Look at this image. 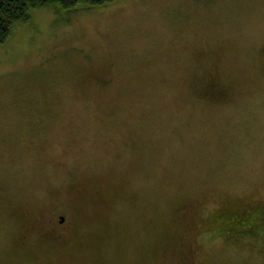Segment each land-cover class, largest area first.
<instances>
[{"label":"rangeland","instance_id":"374dc122","mask_svg":"<svg viewBox=\"0 0 264 264\" xmlns=\"http://www.w3.org/2000/svg\"><path fill=\"white\" fill-rule=\"evenodd\" d=\"M263 49L264 0L31 10L0 45V264H175L158 239L181 201L196 264H264L261 241L197 228L264 205Z\"/></svg>","mask_w":264,"mask_h":264},{"label":"trees","instance_id":"16d2710c","mask_svg":"<svg viewBox=\"0 0 264 264\" xmlns=\"http://www.w3.org/2000/svg\"><path fill=\"white\" fill-rule=\"evenodd\" d=\"M116 0H0V45L5 44L8 38L11 35L12 29L15 27V25H22L29 23L30 20V11L34 9H40V8H55V9H63V10H71L75 9L76 7L83 6V7H100L108 3H112ZM231 203L228 206H219L218 208H214V210L211 213L205 212L202 209L200 210V216L203 217L201 220V223L198 224V229L205 228L206 234H213L215 229L221 228L222 231H219V234H221V237H225L226 234L228 236H231L234 234V231L228 230L231 232V234L227 233L226 225L231 226V224L227 223V219L230 214L237 211L235 209V204ZM199 206L202 208V204L198 203ZM263 204H259L261 206ZM264 211V207L261 209ZM172 212V222L175 223L174 230H167L162 231L160 238L158 239V242H160L161 246H169L172 244H176L178 252H177V262L175 264H196V262L192 259L190 252L193 250L194 246V239L191 235V230L195 226H189L185 228L183 226V222L185 221V217L187 218L188 215L195 214L197 211V203H189L188 201H181L178 202L171 210ZM246 214H239L235 218H243ZM256 218L255 220L258 222L260 219ZM245 220V219H244ZM244 220H236L234 223L236 225H241ZM256 221L252 222L255 223ZM197 223V222H196ZM213 225H216L213 227ZM182 226V228H180ZM208 227H212V229H208ZM196 228V229H197ZM226 231V232H223ZM54 234H52L53 236ZM66 234H60V231L58 230V236L55 239L50 238L47 240L51 241H58V238H62L64 240ZM220 237V238H221ZM227 240H231L230 238H227ZM42 242L41 236L36 237V245L33 243L31 244L34 249H32V253L39 252V243ZM77 246H80L82 244L86 243V240L83 242V238L80 236L76 240ZM83 242V243H82ZM156 245V244H155ZM154 245V246H155ZM159 245V246H160ZM153 246V247H154ZM151 249V253H155L156 249L159 247ZM38 247V248H37ZM34 250V251H33ZM151 256V255H150ZM28 257V256H27ZM139 264H143V262H140Z\"/></svg>","mask_w":264,"mask_h":264},{"label":"flooded vegetation","instance_id":"af4514ba","mask_svg":"<svg viewBox=\"0 0 264 264\" xmlns=\"http://www.w3.org/2000/svg\"><path fill=\"white\" fill-rule=\"evenodd\" d=\"M261 56L263 59V68H264V49L261 52ZM207 86H205V89H208V94H210L211 98L216 99L217 90L222 89L218 83L216 84H208L205 83ZM220 98V97H218ZM217 98V99H218ZM231 203V201H228L225 203L224 206H228ZM235 209L237 211L234 212V216L232 217L233 220H235V217L239 214H246L247 216L253 214V217L250 219L249 222L243 223L241 225H231L236 227L238 230L234 231V234L229 236L231 241L233 242H244L249 243L253 241H261L262 242V248L264 249V211L261 209L264 207V205L259 206V204H263L262 202L257 203L253 201L244 202V203H234ZM223 207V206H221ZM261 217L258 222L255 220L256 218ZM231 220V218H230ZM63 221V217L61 216L59 218V222L61 223ZM256 221L252 224V222ZM216 225H213L215 227ZM60 234H66V232H63V230H60Z\"/></svg>","mask_w":264,"mask_h":264}]
</instances>
